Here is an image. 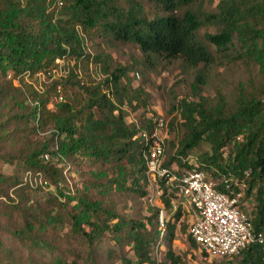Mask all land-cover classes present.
<instances>
[{
	"label": "trees",
	"instance_id": "obj_1",
	"mask_svg": "<svg viewBox=\"0 0 264 264\" xmlns=\"http://www.w3.org/2000/svg\"><path fill=\"white\" fill-rule=\"evenodd\" d=\"M201 2L0 0V161L13 171L0 173V217L11 219L0 227V264H182L169 221L179 220L182 197L160 179L150 197L141 133L156 117L147 110L149 94L132 83L134 75L176 61L196 72V99L180 100L175 141L168 123L162 166L176 165V175L203 171L221 181L219 192L242 191V210L264 236V0H219L217 13L203 15ZM210 23L215 33L200 37ZM113 44L135 46L140 59L114 64L104 47ZM216 55L258 68L257 84L233 103L220 90L213 104L198 93ZM57 60L74 67L41 90L26 81L51 73ZM27 172L40 173L46 186L24 183ZM135 199H145L149 217L131 214ZM186 237L209 259L264 264V245L210 257Z\"/></svg>",
	"mask_w": 264,
	"mask_h": 264
},
{
	"label": "rangeland",
	"instance_id": "obj_2",
	"mask_svg": "<svg viewBox=\"0 0 264 264\" xmlns=\"http://www.w3.org/2000/svg\"><path fill=\"white\" fill-rule=\"evenodd\" d=\"M219 0H202L201 4L198 6V12L203 15L204 13H217V4ZM215 27L210 23L207 24L200 32L199 36L206 32L215 33ZM208 44V43H207ZM212 51H214L213 46L208 44ZM105 50L110 54L113 59L114 64L129 66L140 59L141 55L138 49L133 45H104ZM217 61L215 66L210 70L205 83L199 86L198 93L201 97H204L211 104L215 103V97L217 96V91L220 90L224 94V97L228 98L232 103L238 93L244 89H249L251 84H257L259 71L258 68L250 64L249 62L232 61L228 62L227 59H219L216 55ZM69 67H74V65H67L65 63H59L57 67V75L59 76V71L68 72ZM89 72L95 71V66L90 65ZM92 70V71H91ZM77 73H82L77 70ZM88 70H86V73ZM139 73V71L137 70ZM195 71H187L178 61L171 64H158L154 71H143L138 74V77L134 75L132 78V83L134 87L142 86L144 91L149 94L147 110L152 113L155 117H161L166 120L169 125L173 121V129L169 134L171 141L176 140V135H178V127L174 119L177 117V107L180 100L188 98L189 100H195L196 95L191 88L193 83V78L195 77ZM38 83L37 80H32ZM43 86V83L40 82ZM169 129V128H168ZM179 136V135H178ZM198 152H200L198 150ZM189 162L195 163V156L191 155L188 158ZM172 171L178 169L176 165H172ZM12 167L6 163L0 161V173L6 176L12 175ZM72 176V175H71ZM74 180L77 178L74 174ZM73 183L72 178L70 179ZM216 185L220 183V180L210 178ZM148 191L150 197H156L158 190L156 188L155 182L152 180L148 181ZM40 197V202L43 208L50 209V200L48 196L44 193H38ZM0 199H3L2 197ZM177 203L181 206V215L179 220L174 218L170 219L171 223L176 226L175 240L172 242L173 251L181 258L182 264H234V258L226 259H209L204 257L199 251L198 247L193 248L187 242V235L190 224L194 220V212L192 208L182 199L177 198ZM132 205V212L137 217H149L150 212L148 210L147 203L145 199L139 200L135 199L134 203L128 202ZM250 204V203H249ZM245 205V203H244ZM248 205V204H247ZM251 205L247 207L250 211ZM170 215V214H169ZM169 217V216H168ZM14 221V219H13ZM11 219L6 216L0 217V227L5 228L10 227ZM68 230V226L62 228L61 235H64ZM58 243H61L59 241ZM63 248H68L66 241L61 243ZM73 245V244H72ZM71 245V246H72ZM165 249V246H161L160 251ZM159 254V258H161Z\"/></svg>",
	"mask_w": 264,
	"mask_h": 264
},
{
	"label": "built area",
	"instance_id": "obj_3",
	"mask_svg": "<svg viewBox=\"0 0 264 264\" xmlns=\"http://www.w3.org/2000/svg\"><path fill=\"white\" fill-rule=\"evenodd\" d=\"M63 63L57 60L56 63ZM57 68L51 73L36 75L33 82L26 78L36 90H41L42 83H48L57 75ZM61 77L65 71H59ZM138 77V75L136 74ZM61 98H58L60 101ZM141 137L148 144L145 154L147 177L164 180L166 185L179 187L181 197L192 208L194 220L189 226L191 239L200 249L210 257L237 256L250 245H264V236L252 228L249 216L242 210V191L219 192L216 184L203 172L191 170L176 175L172 170L163 167V159L168 138V122L161 117L154 118L153 127L143 131ZM47 158V157H45ZM23 182L32 187H45L46 182L38 172H27ZM152 198V197H151ZM163 211H160L159 220L162 230Z\"/></svg>",
	"mask_w": 264,
	"mask_h": 264
}]
</instances>
